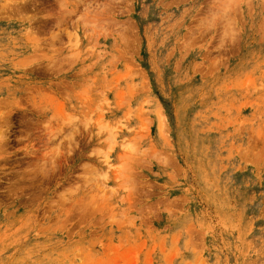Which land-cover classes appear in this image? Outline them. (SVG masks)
<instances>
[{"label": "rangeland", "instance_id": "1", "mask_svg": "<svg viewBox=\"0 0 264 264\" xmlns=\"http://www.w3.org/2000/svg\"><path fill=\"white\" fill-rule=\"evenodd\" d=\"M0 264H264V0H0Z\"/></svg>", "mask_w": 264, "mask_h": 264}]
</instances>
